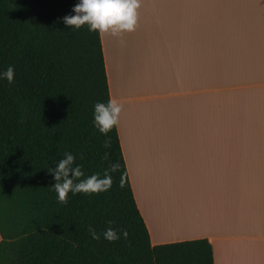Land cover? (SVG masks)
Instances as JSON below:
<instances>
[{
    "label": "crops",
    "instance_id": "crops-1",
    "mask_svg": "<svg viewBox=\"0 0 264 264\" xmlns=\"http://www.w3.org/2000/svg\"><path fill=\"white\" fill-rule=\"evenodd\" d=\"M100 39L151 245L264 264V0H141L135 31Z\"/></svg>",
    "mask_w": 264,
    "mask_h": 264
},
{
    "label": "trees",
    "instance_id": "trees-1",
    "mask_svg": "<svg viewBox=\"0 0 264 264\" xmlns=\"http://www.w3.org/2000/svg\"><path fill=\"white\" fill-rule=\"evenodd\" d=\"M77 2L0 0V72L15 71L0 79V264H214L207 239L151 245L117 127L93 126L110 93L100 34L63 23ZM65 152L85 175L119 163L112 188L59 203L48 171ZM109 227L120 239H104Z\"/></svg>",
    "mask_w": 264,
    "mask_h": 264
},
{
    "label": "clouds",
    "instance_id": "clouds-1",
    "mask_svg": "<svg viewBox=\"0 0 264 264\" xmlns=\"http://www.w3.org/2000/svg\"><path fill=\"white\" fill-rule=\"evenodd\" d=\"M141 0H78L72 8L73 15L63 17V23L67 28L79 30L87 26L90 32H98L101 35L121 37L124 33L135 31ZM15 71L8 66L0 72V79L9 84L14 82ZM123 104L110 98L107 103L98 102L94 105L93 126L102 135H107L120 122ZM107 143L105 147H107ZM108 154L105 153V159ZM119 163H112L110 169L103 175L94 173L85 175L82 165L76 163V156L71 152H65L55 168L49 170L55 183L51 186L57 194L58 202L67 204L69 193L72 195H97L109 191L112 188L113 178L111 173L118 171ZM120 187H124V178L121 177ZM92 238L99 240L100 236L90 229ZM123 237H128L127 231L122 232ZM103 237L109 242L120 239L117 230L109 227ZM2 239V238H0Z\"/></svg>",
    "mask_w": 264,
    "mask_h": 264
},
{
    "label": "rangeland",
    "instance_id": "rangeland-1",
    "mask_svg": "<svg viewBox=\"0 0 264 264\" xmlns=\"http://www.w3.org/2000/svg\"><path fill=\"white\" fill-rule=\"evenodd\" d=\"M171 189H173V188H171ZM171 189H169V190H171ZM174 191H169V192H171L173 195H177L179 192H180V190H178V191H176L175 189H173ZM190 190H188V191H186V192H189ZM192 193L191 194H193V193H197L195 196H197V197H199L200 196V191L198 190H196V191H191ZM140 195H141V197L143 198V195H144V191H140ZM235 247L234 245H230L229 247Z\"/></svg>",
    "mask_w": 264,
    "mask_h": 264
}]
</instances>
